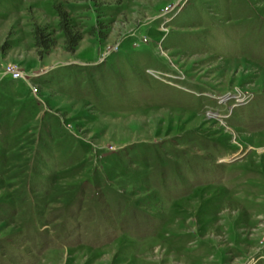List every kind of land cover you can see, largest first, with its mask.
<instances>
[{
  "label": "rangeland",
  "instance_id": "obj_1",
  "mask_svg": "<svg viewBox=\"0 0 264 264\" xmlns=\"http://www.w3.org/2000/svg\"><path fill=\"white\" fill-rule=\"evenodd\" d=\"M0 264H264V0H0Z\"/></svg>",
  "mask_w": 264,
  "mask_h": 264
},
{
  "label": "built area",
  "instance_id": "obj_2",
  "mask_svg": "<svg viewBox=\"0 0 264 264\" xmlns=\"http://www.w3.org/2000/svg\"><path fill=\"white\" fill-rule=\"evenodd\" d=\"M11 71V73H13V75L15 76V77H18V76H20L21 75V70L20 69H11L10 70Z\"/></svg>",
  "mask_w": 264,
  "mask_h": 264
},
{
  "label": "trees",
  "instance_id": "obj_3",
  "mask_svg": "<svg viewBox=\"0 0 264 264\" xmlns=\"http://www.w3.org/2000/svg\"><path fill=\"white\" fill-rule=\"evenodd\" d=\"M78 40H79V38H75L74 43L77 44Z\"/></svg>",
  "mask_w": 264,
  "mask_h": 264
}]
</instances>
